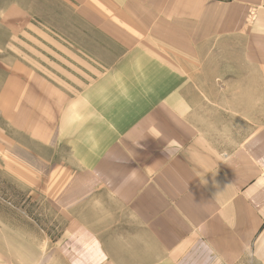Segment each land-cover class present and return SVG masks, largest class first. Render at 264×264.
<instances>
[{"label": "crops", "instance_id": "crops-1", "mask_svg": "<svg viewBox=\"0 0 264 264\" xmlns=\"http://www.w3.org/2000/svg\"><path fill=\"white\" fill-rule=\"evenodd\" d=\"M111 3L144 43L78 102L62 227L6 242L26 264H264V0ZM220 44L241 57L222 97L197 61Z\"/></svg>", "mask_w": 264, "mask_h": 264}, {"label": "rangeland", "instance_id": "rangeland-1", "mask_svg": "<svg viewBox=\"0 0 264 264\" xmlns=\"http://www.w3.org/2000/svg\"><path fill=\"white\" fill-rule=\"evenodd\" d=\"M111 1L0 0V264L29 258L16 238L6 242V227L41 241L62 227L65 174L78 171V102L144 43L129 41V18ZM233 49L204 48L197 59L198 79L218 82L216 96L225 75H241L225 74L238 70L240 51ZM202 109L223 114L222 100H205Z\"/></svg>", "mask_w": 264, "mask_h": 264}]
</instances>
